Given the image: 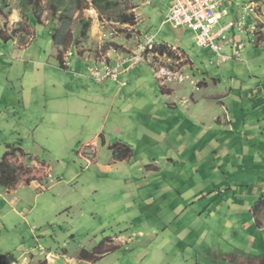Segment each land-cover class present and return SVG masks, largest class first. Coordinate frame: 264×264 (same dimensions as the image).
I'll use <instances>...</instances> for the list:
<instances>
[{
  "label": "rangeland",
  "instance_id": "obj_1",
  "mask_svg": "<svg viewBox=\"0 0 264 264\" xmlns=\"http://www.w3.org/2000/svg\"><path fill=\"white\" fill-rule=\"evenodd\" d=\"M29 1L26 6L23 0H0V162L5 155L12 152L9 161L16 167V186L29 185L30 181L36 178L30 167L19 163L16 159L19 156L14 158V152L18 149V153L19 148L25 150L27 162L38 160L50 165L55 177L54 182L67 181L95 162V155L85 152L82 146L85 137L99 129L106 114H101V109L95 111L93 100L84 102L83 95L87 96L90 91L95 92L96 85L91 83V90L84 88L81 91L80 88L77 92L76 81H70L69 76L74 77L79 71L87 74L95 63L110 64V58L116 56L118 59L139 54L142 37L149 33L155 36L157 45L144 49L147 64L143 63L137 67L153 66L157 73L163 69L172 72L175 67L188 63L184 55H175L179 51L184 52L192 60V64L187 67L190 79L181 84L188 94V99L190 100L193 94L196 97L207 93L210 103H213L214 117L229 118V121L234 122L235 126L224 124L227 130L226 138L228 136L224 152L229 164L224 170L218 169L214 173V193L223 189L228 191L229 185H235L237 182L245 185L243 189L247 183L250 186L251 179L255 178L254 170L252 174L238 176L232 167L239 165L241 171L250 170L246 165L253 159L256 168L263 166L261 172L257 171L258 174L261 173L260 180L263 183L260 184L261 189L257 187L253 206L259 202L260 197L264 195V0H231L220 8L219 25L215 26L212 33L231 21H237L236 18L245 28L244 32L226 33L244 47L240 49L237 57L233 54L231 45L223 43L221 53L231 56L224 62H220L218 55L209 48L198 45V31L187 27H174L171 23L165 24V16L171 2ZM37 1H40L38 8L35 5ZM251 2L255 12L244 17V8ZM225 10L226 15L223 14ZM132 16L135 17L133 22L124 23ZM252 27H255V33L247 34L246 29L250 31ZM233 34H236V37ZM163 43L174 46V49L166 46L167 50L162 56L159 51L160 47L165 46L161 45ZM177 49L179 51H176ZM67 56L70 58L69 69L65 73ZM160 78L169 79L170 76L162 74ZM174 78L176 77L173 76ZM193 83L204 85L207 89L198 92ZM97 105L102 107L104 102ZM109 116L113 117L111 113ZM60 118H64L63 122L65 121L66 128L70 130L69 134L61 135L58 132L60 129L57 122ZM70 135L71 137H68ZM216 139H219V136ZM217 143L218 141L215 147L219 153ZM80 153L90 162L82 158ZM235 155H238V160L234 159ZM43 173L46 178L51 175L44 169ZM53 176L49 179L53 180ZM75 182L72 184H76ZM66 186V183H62L59 188L65 190ZM30 191L31 188L18 189L16 195H13L0 186V264H42L44 260L46 263L50 262V246L46 244L44 230L41 231L40 226H34L37 229L35 234L39 236V244L34 243L30 233V227L34 225L32 221L37 223L50 214L48 212L39 216V213H43L42 204L39 210L30 214L24 212L29 216L31 225L24 232V240L28 244L21 238V220L14 218L13 212L10 218H3L6 212L17 207L10 203L24 194L28 198L32 197ZM38 192L41 193L42 190ZM17 210L24 211L21 207H17ZM77 215L75 214L74 219L78 218ZM245 218L246 216H240L242 221ZM256 218L264 224V203L257 211ZM75 221L73 223L77 226L75 234L78 241L85 237V233L81 220ZM188 221L174 220L171 223V220H167V227L161 230L160 236H136L127 249L117 248L114 254L102 261H99L102 256L115 247L112 237H107L102 231H99V245L93 250H85L91 253L101 247V250L106 251L103 255H97L94 260H81L83 249L72 241L70 235L65 239L70 245L63 247V240L60 248L53 252L62 254L63 249L67 250L69 259L73 260L64 264H78L79 260L95 264H141L142 261V264H196L197 261L198 264H211V261L212 264L220 263L222 251H217L218 236L215 237L212 233L205 238L201 232L200 236L205 238L203 242H192L193 235L189 230L192 227L183 228L184 231H181L182 227L179 226ZM87 223L89 226L93 221L88 220ZM242 224L243 222L240 223L241 226ZM16 227H19L18 231ZM45 228L49 227L45 225ZM137 229L138 225L134 230ZM55 232L56 240L63 239L64 235L59 229H55ZM110 234L111 232H108L107 235ZM250 234L249 230L243 229L238 230L236 234L227 233L221 250H226L227 242H230L232 247H237L240 252L246 251V246L250 245ZM38 246L43 249L36 250ZM254 259L250 257L248 260L256 264Z\"/></svg>",
  "mask_w": 264,
  "mask_h": 264
},
{
  "label": "crops",
  "instance_id": "obj_2",
  "mask_svg": "<svg viewBox=\"0 0 264 264\" xmlns=\"http://www.w3.org/2000/svg\"><path fill=\"white\" fill-rule=\"evenodd\" d=\"M223 14L226 15V10ZM243 16H246L245 13ZM236 20L231 22L239 23L237 18ZM232 31L244 32L236 29L228 32ZM246 32L248 34L250 31L246 29ZM228 38L235 41L230 36ZM224 44L231 45L229 42ZM161 45L174 47L165 43ZM239 46L241 50L244 47L243 44ZM241 50L239 49V54ZM175 55H184L188 63L175 67V71L172 72L163 69L157 73L151 64L148 68L130 67L125 64L117 81L94 82L90 70L87 74L79 71L80 73H76L74 77L69 76L70 81H76L77 92L80 88L81 91L84 88L91 90V85L93 83L96 85L95 92L90 91L87 96L83 95L84 102L93 100L95 111L101 109L100 113L106 114L99 129L94 134L89 133L82 146L85 152L95 155V162L77 172L72 178L54 182L55 177L52 175L53 169L50 165L38 160L27 162L24 149L19 148L20 154L15 153L14 158L19 156L16 158L19 163L30 167L36 178L32 179L29 185L5 189L6 192L16 195L18 189L31 188L32 197L28 198L24 194L14 199L10 204L21 207L24 211H18L16 207L6 212L3 218H10L14 213V218L21 220L19 224L23 227L21 238L25 242V229L31 225L29 216L24 212L30 214L39 210L42 204L43 213H39V216L50 213L37 223L32 221L34 225L30 227L34 243L39 244V236L35 234L37 229L34 226H40L41 231L44 230L46 244L50 246V262L46 263L44 260L42 264H64L73 260L69 259L66 249H63L62 254L53 252L60 248L63 240V247L70 245V242L65 240L67 235H70L72 241L83 250H93L99 245V231L107 237H112L115 247L102 256L99 260L102 261L114 254L117 248L127 249L136 236L148 238L160 236L161 230L167 227L165 224L167 220H171V223L174 220H189L188 223L179 226L182 227L181 231H184L183 228L192 227L189 229L193 235L192 242H203L212 233L213 236H218L217 251L220 253L222 251L220 256L222 261L218 264L234 262L252 264L248 260L250 257L255 258L256 264H264V224L256 218L254 212L256 205L253 206L257 187L261 189L260 184L263 183L260 180L261 173L258 174L257 171L261 172L263 166L256 168L253 159L250 161L253 163L248 162L246 165L250 170L241 171L239 165L233 166L232 169L236 170L235 174L238 176H245L254 170L255 178L251 179L250 186L246 184V188L249 189H243L245 185L237 182L235 185H229L228 191L223 189L214 193L213 188L216 187L214 173L218 169L224 170L229 164L224 152L228 138L224 124L235 125L229 118L214 117L213 103L211 102V105L207 93L196 97L193 94L191 99H188V94L181 84L190 79L187 67L192 64V60L184 52L179 51ZM116 57L111 59L114 60ZM218 57L220 62H224V58L225 61L231 58L222 53ZM69 59V56L65 58V73L69 69ZM162 74H167L170 78L162 79L160 78ZM173 76L176 78L173 79ZM178 78L180 80H177ZM193 84L197 86L198 92L207 89L204 85ZM162 88L165 90L163 93ZM103 102L104 105L98 107L97 104ZM110 113L113 115L112 118L109 116ZM63 120L64 118H60L57 122L60 129L58 132L61 135L69 134L70 130L66 128ZM217 136L219 139H216ZM216 141L219 153L216 151ZM125 150H129V155L124 159L120 158L119 154ZM234 159L238 160V155H235ZM43 169L49 171L54 179H49L48 175V178L43 176ZM73 181H76V184H72ZM62 183L67 185L64 187L65 190L59 188ZM39 190L42 192L39 193ZM262 197L264 195L260 199ZM75 214H78L77 219H74ZM240 216L246 218L242 221ZM213 219L214 222L211 223ZM75 220H81L85 233V237L78 241L75 234L77 226L73 223ZM88 220L93 221L89 226L86 225ZM45 225L49 228H45ZM137 225L138 229L134 230ZM18 228L15 229L18 231ZM55 229L63 233V239L56 240ZM240 229L249 230L251 233L250 245L246 246V251L240 252L237 247H232L230 242H227L226 250H221L227 233L236 234ZM108 232L111 234L107 235ZM201 232L205 238L200 236ZM40 249L43 248L40 246L36 248ZM77 262L95 264L80 260Z\"/></svg>",
  "mask_w": 264,
  "mask_h": 264
},
{
  "label": "built area",
  "instance_id": "obj_3",
  "mask_svg": "<svg viewBox=\"0 0 264 264\" xmlns=\"http://www.w3.org/2000/svg\"><path fill=\"white\" fill-rule=\"evenodd\" d=\"M162 2H171L169 13L165 19L166 23L173 24L174 27H187L194 31H198L197 43L200 47H206L211 49L218 56H221L222 43L229 42L236 56L240 46L239 44L229 39L226 33L229 30H244L245 28L241 23L230 22L221 26L220 29L214 33L212 30L215 26L219 25L220 20V8L224 3L228 4L231 0H161ZM254 6L252 3L247 5L244 9L246 16H250V13H254ZM250 33H255V27H252ZM155 36L153 34H144L142 37L141 52L139 54L128 56L127 58H118L112 60L110 64H94L91 67L90 74L97 82H104L106 80L117 81L118 76L125 64L130 67H136L142 63H146V57L144 55L145 48H152L155 44ZM173 48V47H172ZM243 48V47H242ZM174 49V48H173ZM226 59L224 58L223 61ZM126 85V83H124ZM84 153V152H82ZM79 155L84 158L88 163L84 155ZM52 178L51 175H48Z\"/></svg>",
  "mask_w": 264,
  "mask_h": 264
},
{
  "label": "trees",
  "instance_id": "obj_4",
  "mask_svg": "<svg viewBox=\"0 0 264 264\" xmlns=\"http://www.w3.org/2000/svg\"><path fill=\"white\" fill-rule=\"evenodd\" d=\"M29 2H30L29 0H23V3L26 6L29 5ZM39 3H40V1H37L35 4L37 8L39 7ZM36 19H39V18L36 17ZM134 20H135V17L132 16L129 19L125 20L124 23H129L130 21L133 22ZM165 50H167L166 46L160 47L159 54L163 55ZM62 67H63V65H62ZM164 91L165 90L162 88V93ZM17 151H18V149L16 150V152H14V155H15V153H17ZM18 153H20V150ZM10 154L11 153H8L7 155H5L3 160L0 162V186L5 188V189L14 188L18 183V177H17V173H16V169H15L16 167L9 161V155ZM128 155H129V150H125L119 154V157L124 159ZM263 203H264V197H262L259 200V202L256 204V207L254 209L255 215L257 214V211H259L261 209ZM100 248L101 247L96 248L91 253L83 250L81 252V255H80L81 260L90 261V260H94L97 255H103L106 251L101 250Z\"/></svg>",
  "mask_w": 264,
  "mask_h": 264
}]
</instances>
